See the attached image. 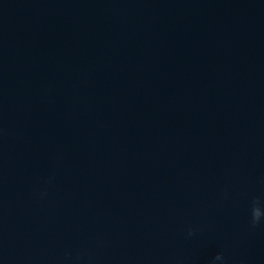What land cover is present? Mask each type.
Returning a JSON list of instances; mask_svg holds the SVG:
<instances>
[{
  "label": "water",
  "instance_id": "obj_1",
  "mask_svg": "<svg viewBox=\"0 0 264 264\" xmlns=\"http://www.w3.org/2000/svg\"><path fill=\"white\" fill-rule=\"evenodd\" d=\"M254 198L264 0H0V247L264 263Z\"/></svg>",
  "mask_w": 264,
  "mask_h": 264
},
{
  "label": "clouds",
  "instance_id": "obj_2",
  "mask_svg": "<svg viewBox=\"0 0 264 264\" xmlns=\"http://www.w3.org/2000/svg\"><path fill=\"white\" fill-rule=\"evenodd\" d=\"M251 224L253 227H255L257 224L260 223L261 217L264 216V211H262L259 201L257 199H253L252 206H251ZM193 235V229L191 227L187 230V236ZM224 256L222 253L217 252L214 257H212V260L210 264H215L216 261L223 262ZM235 264H244L243 261H236Z\"/></svg>",
  "mask_w": 264,
  "mask_h": 264
}]
</instances>
